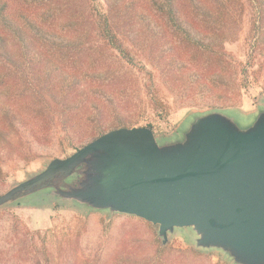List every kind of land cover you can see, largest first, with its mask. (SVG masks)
Segmentation results:
<instances>
[{
    "label": "trees",
    "instance_id": "trees-1",
    "mask_svg": "<svg viewBox=\"0 0 264 264\" xmlns=\"http://www.w3.org/2000/svg\"><path fill=\"white\" fill-rule=\"evenodd\" d=\"M246 4L239 60L225 45L240 37ZM253 88L264 96V0H0V179L7 161L73 152L142 126L149 109L164 121L163 93L178 108H234ZM111 228L73 264H227L161 247L144 220Z\"/></svg>",
    "mask_w": 264,
    "mask_h": 264
},
{
    "label": "water",
    "instance_id": "water-1",
    "mask_svg": "<svg viewBox=\"0 0 264 264\" xmlns=\"http://www.w3.org/2000/svg\"><path fill=\"white\" fill-rule=\"evenodd\" d=\"M250 115L240 125L225 108L194 112L163 137L149 126L112 129L12 184L0 209L56 204L125 214L154 226L162 247L184 228L196 251L264 264V98Z\"/></svg>",
    "mask_w": 264,
    "mask_h": 264
},
{
    "label": "rangeland",
    "instance_id": "rangeland-1",
    "mask_svg": "<svg viewBox=\"0 0 264 264\" xmlns=\"http://www.w3.org/2000/svg\"><path fill=\"white\" fill-rule=\"evenodd\" d=\"M252 17L253 8L246 4L240 37L236 42L225 45L226 50L237 56L239 60L245 59L246 36ZM163 97L171 106L169 116L161 121L149 109L147 118L140 123L142 126L147 122L152 124L153 132L157 137L175 135L189 121L191 113L210 109L178 108L174 105L171 96L163 93ZM263 98L260 89H249L241 95L239 106L225 109L231 114L238 115L236 120L240 125H244L252 121L250 114L257 110ZM70 153L71 150L63 151L55 145L45 154L27 163L19 160L3 163L2 168L5 175L0 179V194L15 182L22 181L28 175L42 169L44 163L50 159L65 157ZM132 218L139 219L125 214L109 215L106 212H88L73 206L56 204L27 205L21 203L6 206L0 209V264H33L36 258L42 260L41 264H73V260L89 255L102 243L105 230L109 228L113 230L112 225ZM152 227L160 243L156 228ZM180 231L181 233L170 238L166 246L171 244L173 247H188L196 251L189 243L188 231L184 228ZM199 253L213 255V260L220 257V254L216 252Z\"/></svg>",
    "mask_w": 264,
    "mask_h": 264
}]
</instances>
